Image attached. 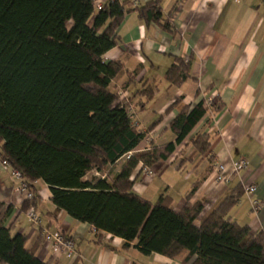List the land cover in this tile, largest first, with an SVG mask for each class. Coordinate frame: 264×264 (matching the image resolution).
<instances>
[{
	"label": "trees",
	"instance_id": "obj_1",
	"mask_svg": "<svg viewBox=\"0 0 264 264\" xmlns=\"http://www.w3.org/2000/svg\"><path fill=\"white\" fill-rule=\"evenodd\" d=\"M161 2L139 3L134 10L146 24L174 32L163 21ZM125 5L106 0L96 11L93 0H0L1 158L23 173L35 193L34 184L44 181L58 211L121 237L124 247L135 243L144 254L191 264H264V234L228 217L243 186H236L200 224L196 219L204 206L189 202L197 185L180 211L167 193L152 202L134 191L140 165L145 169L168 159L198 122L222 105L217 98L209 106L204 100L183 105L169 125L174 141H149L146 149L135 151L147 132L136 125L131 101L111 88L123 64L104 59L120 41ZM191 64V58L175 56L166 79L182 85L192 79ZM142 92L149 98L153 93ZM181 103L178 98L168 110ZM190 141L195 152L189 160L210 153L208 134ZM24 203L26 211L37 207V194ZM26 244V235H12L0 224V263L50 264Z\"/></svg>",
	"mask_w": 264,
	"mask_h": 264
},
{
	"label": "crops",
	"instance_id": "obj_2",
	"mask_svg": "<svg viewBox=\"0 0 264 264\" xmlns=\"http://www.w3.org/2000/svg\"><path fill=\"white\" fill-rule=\"evenodd\" d=\"M121 1L126 2L127 12L117 31L120 41L105 53L104 59L123 64L111 88L131 101L136 125L147 132L135 151L146 149L149 141L155 145L174 141L176 135L169 125L183 105L194 106L204 100L209 106L207 102L214 98L222 105L220 110L208 112L170 157L150 167L149 173L140 165L134 175V191L152 202L167 193L180 211L197 185L189 202L204 206L196 219L200 224L201 218L236 186L255 184L257 191L244 190L228 217L249 226L253 233L264 234V0H162L163 21L167 20L174 32L154 22L146 24L139 19L132 0ZM175 56L192 59V79L180 86L165 77ZM147 89L153 92L150 98L142 92ZM178 98L182 103L168 110ZM198 133L210 136V153L189 160L195 152L190 140ZM240 158H245L248 165L236 172L232 163ZM121 162L115 171H119ZM218 164L226 166L228 182L216 181ZM92 173L100 174L97 170ZM18 185L19 181L0 166V224L8 227L12 235H26L27 248L45 262L191 264L180 257L144 254L135 243L124 247L121 237L96 231L89 223L58 211L50 187L39 180L34 185L43 226L51 231L63 230L75 241L73 258L55 253L43 240L41 228L28 218ZM255 200L259 202L258 209L254 208Z\"/></svg>",
	"mask_w": 264,
	"mask_h": 264
},
{
	"label": "built area",
	"instance_id": "obj_3",
	"mask_svg": "<svg viewBox=\"0 0 264 264\" xmlns=\"http://www.w3.org/2000/svg\"><path fill=\"white\" fill-rule=\"evenodd\" d=\"M236 2H239L240 0H235ZM106 3V0H93L94 8L96 11H100L104 8V5ZM133 6H137L139 4V0H132ZM211 101L207 102V105H210ZM248 165V162L245 158H240L236 162L232 163V169L236 172L241 171L242 169L246 168ZM0 166L7 170L11 177L14 179H17L19 181L18 190L24 194L25 200H33L36 197V193L33 191L32 187L30 186V183L26 180L23 173L13 167L11 163L1 158L0 153ZM147 172H150V167H147ZM226 166L224 164H218L216 168V181L217 182H228L229 177L227 175ZM97 175H100L96 173ZM244 190L248 193H255L257 191V185L251 184L245 186ZM254 208H259V202L258 200L254 201ZM27 216L30 219V221L39 226L41 228V235L43 237V240L45 243H47L55 253H63L66 255L67 258H73L76 255V247H75V241L73 238L68 236L64 231L62 230H55L51 231L48 228L43 226V221L40 213L38 212L37 208L32 206L27 211Z\"/></svg>",
	"mask_w": 264,
	"mask_h": 264
},
{
	"label": "rangeland",
	"instance_id": "obj_4",
	"mask_svg": "<svg viewBox=\"0 0 264 264\" xmlns=\"http://www.w3.org/2000/svg\"><path fill=\"white\" fill-rule=\"evenodd\" d=\"M92 175L94 174V173H91ZM97 176H100V175H97Z\"/></svg>",
	"mask_w": 264,
	"mask_h": 264
}]
</instances>
